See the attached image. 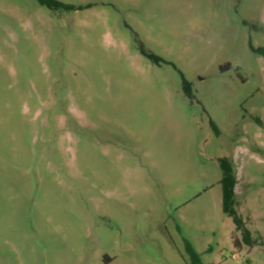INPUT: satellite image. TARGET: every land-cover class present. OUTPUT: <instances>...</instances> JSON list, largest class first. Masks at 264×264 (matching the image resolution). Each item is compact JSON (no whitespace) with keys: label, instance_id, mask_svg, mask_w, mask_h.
I'll return each mask as SVG.
<instances>
[{"label":"rangeland","instance_id":"374dc122","mask_svg":"<svg viewBox=\"0 0 264 264\" xmlns=\"http://www.w3.org/2000/svg\"><path fill=\"white\" fill-rule=\"evenodd\" d=\"M56 1L0 0V264H264V0Z\"/></svg>","mask_w":264,"mask_h":264},{"label":"trees","instance_id":"16d2710c","mask_svg":"<svg viewBox=\"0 0 264 264\" xmlns=\"http://www.w3.org/2000/svg\"><path fill=\"white\" fill-rule=\"evenodd\" d=\"M43 5H46L50 8L61 7L63 6L60 2L56 0H39ZM253 48V47H252ZM254 49V48H253ZM256 52L264 53V49H254ZM223 176L221 180L223 197V211L234 220L237 231H243V242L247 245H252V238L250 232L245 228L244 221L242 217L238 214L235 205H236V185H237V167L233 159L230 158H221L219 160ZM235 244L240 246L241 241L238 237H234ZM190 251L197 256L191 247Z\"/></svg>","mask_w":264,"mask_h":264}]
</instances>
